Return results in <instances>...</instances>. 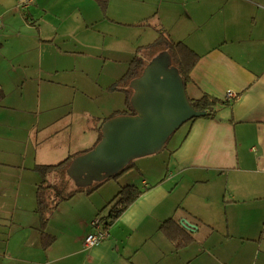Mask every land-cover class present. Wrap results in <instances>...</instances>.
<instances>
[{"label": "crops", "instance_id": "0c3cea01", "mask_svg": "<svg viewBox=\"0 0 264 264\" xmlns=\"http://www.w3.org/2000/svg\"><path fill=\"white\" fill-rule=\"evenodd\" d=\"M19 2L0 0L2 109L12 108L6 98V82L19 77L23 80H16L20 90L28 79L37 81L38 87L54 82L60 71L57 55L61 58L62 47L76 41L78 32L101 39L105 30L109 34L115 31L111 35L121 32L130 38L131 48H123L129 56L127 69L135 56L141 55L147 63L158 53L167 52L163 45L154 44L161 34L182 42L198 55L185 85L187 97L197 100L209 96L228 103L217 104L213 117L203 115L187 121L179 138L170 146L165 143L160 151L143 156L146 159L137 164L141 174L138 188L145 191L112 220L108 237L93 246L83 247L81 241L91 229L89 222L108 214L100 210L110 201V195L100 193L88 198V194L76 192L64 200L67 201L64 205L70 206H61L59 202L41 227L36 212V188L41 180L30 182L26 190L27 205L18 207L14 201L12 217L0 223L8 231L0 239V264H191L203 255L216 264H230L231 256L222 257L211 249L199 247L195 234L201 226L213 230V225L221 219L217 215L222 209L229 218L231 207L246 208L264 199V0H108L105 13L95 0H29L24 7ZM65 66L67 71L73 68L69 64ZM227 90L234 91L236 97L227 100ZM123 92L121 107L107 105L102 111L100 106L99 113L83 110L82 116L86 118L91 113L98 120H106L115 112L126 110ZM55 97L43 98V111L52 116L62 106ZM74 103H69L70 109ZM86 107L85 102L81 109ZM72 115L68 111L41 123L39 128H22V132L29 134L27 143L34 159L33 167L25 169L40 174L36 165L73 158L99 141V128L92 131L86 127L73 128ZM63 128L73 129L68 140L81 135L83 145L64 149ZM6 141L1 150L10 152ZM20 152L27 156V151L16 153ZM156 154L161 156L154 158ZM5 162L0 157V164ZM9 163L17 164L13 159ZM166 173L169 174L164 177ZM122 177V186L133 185L128 176ZM58 178L54 172L47 180L56 183ZM17 211L26 215H16ZM58 213L74 216L79 231L70 234L68 221H60L55 216ZM5 216V210L0 207V220ZM168 218L180 225L182 219L193 224L192 230L181 225L192 236L189 244L176 249L160 230L161 223ZM246 221L242 227L248 226ZM41 228L54 238L47 247L41 243ZM240 238L257 242L261 239ZM261 256L264 258V253ZM242 258L246 259L240 264H249L252 256Z\"/></svg>", "mask_w": 264, "mask_h": 264}, {"label": "rangeland", "instance_id": "374dc122", "mask_svg": "<svg viewBox=\"0 0 264 264\" xmlns=\"http://www.w3.org/2000/svg\"><path fill=\"white\" fill-rule=\"evenodd\" d=\"M108 32L109 30H105L103 35H100L103 36L101 39L85 37L82 33L78 32L76 41L62 47V59L57 55L60 71L56 73L55 79L53 80L54 82H48L38 87L37 81L30 82L31 79H28L22 90L19 89V83L16 81L17 79L21 80L19 77L5 83L7 90L6 98H8L9 105L12 108H0V157L7 160L5 164H0V207H3L5 215H7L5 216L6 219L4 217L0 220L1 224H4V220H9L8 216L12 217L11 212H13L14 201H16L15 204L18 207L27 205L26 190L28 184L30 185V182L35 181V179L39 181L42 180L41 175L37 173V171L25 169L33 167L34 159L30 152V146L27 143L29 134L28 132H22V128L32 126V128H39L41 123H45L48 119L52 121L58 115H63L71 111L73 115L70 117V121L73 123V128L86 127L91 128L92 131L99 128L98 125L100 120L103 119L100 118L98 120L96 118L97 116L91 114L99 113L98 110H100V108L98 107L101 106L103 109L102 111H104L107 105L112 107L116 105L117 107L122 106L123 90L119 88L113 90L110 87H112L127 70V58L129 56L125 51L123 52V48H126V50L129 49V47L131 48V43L130 38H126L121 32L117 35H111L115 31L111 34ZM82 43L86 45H82ZM46 53L47 55L50 54L49 51ZM83 55L85 56L83 57ZM138 55H140V53H138ZM66 58L68 59L66 60ZM65 64L72 65L73 68L67 71ZM21 81L23 82V80ZM37 92H39L38 99ZM46 95H56L54 99H57L59 105H62L55 109L57 110V115L55 116L47 114L45 110L43 111V98ZM89 98H91V101ZM72 101L75 102L74 108L70 109L69 103H72ZM85 102L87 103V107L81 109ZM83 110H89L87 112H91L88 113L90 116H85L86 118H84L82 116L83 113H85ZM98 117L102 116L98 114ZM184 124L170 135L166 141L167 146H170L171 142L179 138L180 133L185 129L181 128ZM71 132H73V129H61V134L65 138L64 142L66 144L64 149L81 147L83 145L82 136L79 134L74 135L71 140L70 138L69 140L67 139V136ZM4 141L11 147L10 152L1 150ZM12 147H17V149ZM17 150L27 151V156L23 157L22 152H20V154L16 153ZM87 151L88 148L75 155L78 156ZM159 156L161 155L156 154L154 158H158ZM143 158L145 157L132 160V165L127 171L105 181L89 194L88 198L97 196L100 193H106L110 195V200L113 199L123 185V180L120 179L122 175V178L128 176V181L133 183V185H137V187L140 186L139 181L141 179V174L137 169V164H139L141 160H144ZM11 159L17 163L15 166L9 163ZM21 166H23V168H21ZM174 172H176V170ZM168 174L166 173L164 177ZM63 175L67 183V188L74 189L76 186L74 181L67 175ZM53 178L54 177H52V179ZM180 183L182 184V182ZM60 202L62 204L61 206H70L64 205L67 204V201ZM111 205L112 204L106 203V207L104 206V208L100 210L101 213H108ZM7 207L9 208L8 210ZM209 207L212 209L213 206ZM216 210L217 208H215V211ZM207 213L210 214V212ZM16 215L23 216L26 215V213L24 214L22 211H17ZM228 215L229 218H227L222 209L221 213L217 215V217L221 219L213 225V230L201 226L200 230L195 234L197 239L195 243H197L199 247L213 250L214 254H219L222 257L227 258L231 256L230 264H240L242 260L246 259L242 257L247 256H252L249 264H264V258L261 256L264 253V199L257 201L253 205H247L246 208H242L241 206L231 207ZM232 215H234V219L231 221ZM55 216H57L60 221H68V232L70 234L74 235L79 231V226L74 216L67 217L66 213H58ZM246 220L249 223L248 226L242 227ZM252 220L254 221L253 224H251ZM17 221L19 220L16 219L15 224H17ZM0 228V239H2L8 231H5L2 226H0ZM226 235H233V237L227 240L224 238ZM240 237H261V239L257 242L251 240L247 241L246 239L241 240ZM257 252H259L258 257L256 256ZM203 256L196 259V261L191 264H216L213 259L208 258L206 260ZM236 256H238V258H236Z\"/></svg>", "mask_w": 264, "mask_h": 264}, {"label": "water", "instance_id": "95a60500", "mask_svg": "<svg viewBox=\"0 0 264 264\" xmlns=\"http://www.w3.org/2000/svg\"><path fill=\"white\" fill-rule=\"evenodd\" d=\"M129 86L134 114L100 120L99 141L68 165L66 174L77 187L109 178L132 160L160 151L182 124L205 114L192 107L168 52L150 59ZM180 223L188 230L194 228L185 219Z\"/></svg>", "mask_w": 264, "mask_h": 264}, {"label": "trees", "instance_id": "16d2710c", "mask_svg": "<svg viewBox=\"0 0 264 264\" xmlns=\"http://www.w3.org/2000/svg\"><path fill=\"white\" fill-rule=\"evenodd\" d=\"M101 10L105 13L107 9L108 0H95ZM156 45H163L166 48V51L169 53L173 65L178 69V72L182 78L184 85L190 79V72L193 69L194 65L198 61V55L189 49L182 42H174L168 37H164L162 34L154 42ZM146 65V61L140 56H135L126 72L119 78L111 89H117L122 86L126 93V110L117 111L112 114L109 118L114 117L120 114H134V110L131 107V95L133 93L132 88L129 86V83L132 79L140 75L142 69ZM4 94L0 90V102L3 99ZM190 100V99H189ZM192 107L196 110H202L205 112L206 117H213L215 113V106L217 104H225L227 101H219L215 98L209 96H203L197 100H190ZM108 119V118H106ZM101 137V132H100ZM74 158V157H73ZM73 158H65L56 164H40L36 165V169L42 175L41 182L37 185L36 188V203L37 208L36 212L41 221V227L48 221L49 215L56 208L60 201H64L72 197L76 192H84L86 194H91L96 190L100 185L110 178L116 177L121 173L127 171L132 162H129L121 171L117 174L102 179L100 181L93 182L89 186L77 187L74 189H68L66 180L63 178V174H66V169ZM58 174V181L56 183H50L47 180V177L51 173ZM145 189H139L135 185H125L122 186L118 191V194L114 196L107 204H112L109 208L107 215H101L100 217L107 218L106 223L110 225L113 219L117 218L132 202H134ZM106 207V206H105ZM99 215V214H98ZM41 243L42 246L47 247L52 241L53 236L47 234L43 228H41ZM160 230L168 237L170 241L175 244L176 249L182 248L189 244L192 241V236L185 231V229L173 218H168L164 220L160 225Z\"/></svg>", "mask_w": 264, "mask_h": 264}, {"label": "built area", "instance_id": "2783aa9c", "mask_svg": "<svg viewBox=\"0 0 264 264\" xmlns=\"http://www.w3.org/2000/svg\"><path fill=\"white\" fill-rule=\"evenodd\" d=\"M29 3V0H20L19 6H26ZM1 22V16H0ZM236 97V93L232 90H227L225 94V98L227 100L234 99ZM90 231H88L84 238L81 241V245L83 247H90L95 244H98L104 241L108 237V227L109 225L106 223L105 218L97 216L93 220L89 222Z\"/></svg>", "mask_w": 264, "mask_h": 264}, {"label": "flooded vegetation", "instance_id": "af4514ba", "mask_svg": "<svg viewBox=\"0 0 264 264\" xmlns=\"http://www.w3.org/2000/svg\"><path fill=\"white\" fill-rule=\"evenodd\" d=\"M172 65H173V63H172Z\"/></svg>", "mask_w": 264, "mask_h": 264}]
</instances>
